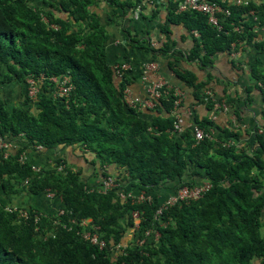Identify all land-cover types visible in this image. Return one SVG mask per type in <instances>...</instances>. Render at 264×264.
Returning <instances> with one entry per match:
<instances>
[{
    "label": "trees",
    "instance_id": "obj_1",
    "mask_svg": "<svg viewBox=\"0 0 264 264\" xmlns=\"http://www.w3.org/2000/svg\"><path fill=\"white\" fill-rule=\"evenodd\" d=\"M92 3L63 0L58 8L66 14L61 17L34 8L31 0H0V88L27 77L36 86L43 75L34 100L28 84H23L20 102L9 106L0 98V138L10 144L0 148V188L10 197L9 202L0 200V264H264V120L255 125L252 150L245 152L237 148V131L196 116L193 123L209 136L196 140L188 128L168 133L169 96L156 105L163 115L143 117L123 97L134 74L127 69L117 75L105 62L107 36L88 8ZM121 4H116L119 14ZM168 4L173 22L183 21L200 32L201 44L196 41L190 56L204 59L234 49L250 50V56L254 52L248 73L251 86L259 83L264 102V32H254L247 16L248 10H255L264 23V0H250L245 6L223 3L230 15L221 19V33L205 15L176 13ZM65 73L71 91L54 98L48 78ZM75 144L90 176L56 151L59 145ZM24 150L31 156L19 160ZM59 161L65 164L60 171L52 166ZM107 179L115 186L100 192ZM202 180L210 181V187L198 198L167 206L155 218L168 195ZM47 188L55 191L63 215L30 203L16 206L30 212L26 219L17 210H6L5 204H15L12 198L37 196ZM120 189L142 190L152 198L130 203L119 196ZM136 208L143 213L138 229L130 231L126 246L114 257L111 247L124 241L133 223L130 212ZM35 213L40 214L37 222ZM82 218L98 227L104 248L85 241L77 223L69 222ZM55 219L66 221L65 226L53 223ZM148 228L157 232V240L137 243Z\"/></svg>",
    "mask_w": 264,
    "mask_h": 264
},
{
    "label": "crops",
    "instance_id": "obj_2",
    "mask_svg": "<svg viewBox=\"0 0 264 264\" xmlns=\"http://www.w3.org/2000/svg\"><path fill=\"white\" fill-rule=\"evenodd\" d=\"M45 1H50L52 5H46ZM62 1L31 0L30 5L43 12H49L51 16L64 17L66 13L58 8ZM119 1L122 3V14L117 13L120 7L118 8L116 4ZM119 1L92 0L93 3L88 8L92 16L97 18L107 36L104 48L105 62L114 65L127 61L130 64L126 73H132L135 76L126 86L130 89V97L145 96L144 89L138 79L139 70L155 58L159 66L158 72L168 85L180 88L185 93L184 101L177 109L183 127L193 122L195 116L199 121L203 119L206 122L209 120L210 123L213 121L223 128L237 131L235 139L237 148L250 152L252 149L249 146L253 141L255 125L264 120V102L261 90L257 87V83L256 87L251 86L253 80L248 73L254 52L250 56V50L247 52L235 49L238 52L235 57L231 53L225 52L210 54L204 59L196 55L190 56L195 49L196 41L199 45L201 44L199 36L193 34L194 29H189L187 23L173 22L170 14L172 9L168 2L153 4L144 2V0ZM249 20L253 25L254 32H264V23H261L259 16L254 21ZM188 80L191 84L187 83ZM198 84L199 87H197ZM206 89L211 90V95L205 93ZM0 92H2L0 98L9 102V106L19 102H12L6 98L9 94L6 91V86L4 89L0 88ZM20 92L19 97L23 98V92ZM221 102L227 104V111H218V108L221 107L217 105ZM188 107L192 110L190 115L186 111ZM133 108L141 110L144 114L143 117L147 119L153 115L164 114L162 110H159V107L145 109L136 104ZM169 115L173 121V115ZM233 119L236 121L235 123ZM149 129L152 131L151 126L147 128L148 132ZM167 132L172 134L171 126ZM75 148L76 145L72 147L59 145V149L56 151L63 153L68 162L76 164L83 174L90 176L89 165L83 162L79 153L74 151ZM26 150H24V156H31L30 152L27 156ZM86 155L92 157L89 153ZM0 200H5L4 202L10 200V197H7L1 188ZM11 200L15 203L13 205L19 207L30 203L50 212L56 209L60 203L56 197L49 198L44 193L37 196L22 193Z\"/></svg>",
    "mask_w": 264,
    "mask_h": 264
},
{
    "label": "built area",
    "instance_id": "obj_3",
    "mask_svg": "<svg viewBox=\"0 0 264 264\" xmlns=\"http://www.w3.org/2000/svg\"><path fill=\"white\" fill-rule=\"evenodd\" d=\"M170 2L174 6V11L176 13H179L184 10H191L200 14H203L207 18V22L214 27V29L217 30L218 33L223 32V26L221 23L222 18L228 17L229 9L227 6H223V3H226L227 5H235V6H244L248 3V0H144V2L149 3H160V2ZM250 18L254 21L256 19V15H254L251 11L248 12ZM252 16V17H251ZM42 19H45V17L42 15ZM46 20V19H45ZM55 26V25H54ZM234 30H238V27L236 26ZM193 34L196 36H199V31L197 29L193 30ZM234 49V44L231 45ZM231 55L233 57L238 55V52L236 50H233L231 52ZM130 64L127 61H122L120 63H116L113 65V68L115 70V73L117 75H120L125 69H129ZM159 66L156 61H150L147 64L143 65L141 67V71L139 74V82L141 83L145 96L138 95L134 97H130V89L124 88L123 90V97L126 101V103L129 106H142L145 109H154L156 108L158 100L169 96L172 98V107L170 110V114L173 115V121H172V133H181L186 128H189L192 132L193 137L196 140L202 139L204 136H209V132L204 131L200 126L197 124H194L192 122L188 123L186 127H183L181 124V119L179 112L177 109L180 107L181 103L184 101L185 93L180 88L176 87H170L166 80H164V77L159 74ZM68 73H65L63 75H51L48 78V83L50 85V91L52 97H59V96H68L71 91V85L68 82ZM27 92L31 99H35L36 94L38 93L35 84L31 79L27 82ZM206 94L211 95V90L206 89ZM168 99V98H167ZM221 108H218V111H227L228 106L224 102L217 105ZM189 115L192 113V110L188 107L186 108ZM214 117V116H213ZM215 118V117H214ZM233 122L235 123V120L233 119ZM151 131V129H149ZM9 143H4L0 138V148H9ZM40 149L41 146H38ZM5 155V153H3ZM25 159L24 155L19 156V160ZM58 170H63L65 168V164L62 163V161H59L58 163H54ZM40 167L32 166L31 170L34 172H38ZM74 170V169H72ZM115 186L114 181L112 179H107L102 183V187H98L100 192H105L108 188H111ZM210 187L209 182H202L193 186H187L179 189L175 194L171 195L164 203L160 205V207L156 210L155 218H157L160 214L163 208H166L169 205H172L179 201H188L189 199H195L199 197L205 190H207ZM119 196L122 199L129 200L130 203H139V202H150L151 196L147 194L144 191H139L137 193L127 191L120 189L119 190ZM44 194L49 198L56 197L55 191L47 188L44 190ZM60 199V197H59ZM60 201V200H59ZM6 210L8 211H18V216L22 218H28L30 212L27 209H19L16 206H6ZM64 209L62 206H57L55 209V213L58 216H61L64 214ZM142 210L136 208L132 209L130 212V215L133 219V223L130 226V230H137L138 225L142 218ZM40 217L39 213H35L34 215V222H37ZM69 222L71 223H77V225L80 227V229L77 231L79 236H81L85 241L89 242L91 245L97 246L99 249H102L106 245V241L103 239L102 235H100L98 227L94 224V222L90 218H82L79 219L77 222L75 219H70ZM53 223H60L61 226H65L66 221H60L59 219H55ZM153 236L154 240H157L158 234L155 231H152L151 229H145L142 237L137 238V242L139 244L145 243V240L149 236ZM123 243L118 242L114 246L111 247V250L114 252V254H117V251L122 252Z\"/></svg>",
    "mask_w": 264,
    "mask_h": 264
},
{
    "label": "rangeland",
    "instance_id": "obj_4",
    "mask_svg": "<svg viewBox=\"0 0 264 264\" xmlns=\"http://www.w3.org/2000/svg\"><path fill=\"white\" fill-rule=\"evenodd\" d=\"M41 77H43V75H41ZM41 77L39 78V80H38V83L36 84V89H37V91H38V85H39V81L41 82ZM29 79H31V77H27L26 79H25V81L24 82H20V83H17L16 81H14V82H12V83H9L8 85H7V87H6V91H8V95L6 96V98H9L10 100H12V102H16V101H21L22 99H21V97H19L20 95V91L22 90V87H23V84H27V82H28V80ZM49 91H50V89H49ZM0 94H2V92H0ZM32 100H34V99H32ZM9 103V102H8ZM8 103H6V104H8ZM10 106H12V105H10ZM76 145V144H75ZM51 162L50 160H49V158H47V161L46 162ZM52 164H53V162H51ZM52 166H54L55 167V169L56 170H58L57 169V167H56V165L54 164V165H52ZM58 171H60V170H58ZM36 204V203H35ZM5 206H7L6 204H5ZM9 206H13V207H15L16 205H9ZM125 238H124V241L125 240H127V239H129L131 236H132V234H130V229L128 230V231H125ZM254 263L253 264H258V262H257V260H255V261H253Z\"/></svg>",
    "mask_w": 264,
    "mask_h": 264
},
{
    "label": "clouds",
    "instance_id": "obj_5",
    "mask_svg": "<svg viewBox=\"0 0 264 264\" xmlns=\"http://www.w3.org/2000/svg\"><path fill=\"white\" fill-rule=\"evenodd\" d=\"M249 1H250V0H248V3H249ZM248 3H247L246 5H248ZM244 6H245V5H244ZM249 11H251L254 15H256V18L259 16V13L256 12L255 10H248L247 13H248ZM247 16H248L249 19H251L250 16H249V14H247ZM251 17H252V16H251ZM259 17H260V16H259ZM251 20H252V19H251ZM234 50H235V49H234ZM236 52H237V50H236ZM256 83L259 84L258 82H256ZM215 111H216V110H215ZM235 122H236V121H235ZM192 123H193V122H192ZM212 129H213V128H212ZM185 130H186V129H185ZM210 130H211V129H210ZM190 131H191V130H190ZM259 131H261V129H259ZM202 182H209V183H210V181H208V180H202L200 183H202ZM197 184H199V183H197ZM194 185H196V184H194ZM187 186H189V185H187ZM187 186H183V187H187ZM191 186H193V185H191ZM183 187H181V188H183ZM181 188H179V189H181ZM179 189H178V190H179ZM178 190H177V191H178ZM177 191H176V192H177ZM176 192H175V193H176ZM43 193H44V191H43ZM175 193H171L170 195H168L162 203H164V202H165V201H166L171 195H173V194H175ZM197 198H198V197H197ZM162 203H161V204H162ZM161 204H160V205H161ZM172 205H173V204H172ZM58 206H60V203H59ZM169 206H171V205H169ZM169 206H168V207H169ZM159 207H160V206H159ZM159 207H158V208H159ZM166 208H167V207H166ZM163 209H165V208H163ZM52 212H55V209H54ZM159 216H160V215H159ZM159 216H158L157 218H159ZM132 221H133V219H132ZM148 229H149V228H148ZM130 231H131V230H130ZM99 233H100V232H99ZM156 233H157V232H156ZM139 238H140V237H139ZM149 238H153V236L151 235V236L147 237L146 240L149 239ZM136 239H137V238H136ZM146 240H145V243H146ZM153 240H154V238H153ZM128 241H129V239H127L126 241H121V242L123 243V246H126V244H127ZM136 242H137V240H136ZM137 243H138V242H137ZM143 244H144V243H143ZM141 245H142V244H141ZM118 252H119V251H117V253H118ZM115 255H116V254H114V257H115Z\"/></svg>",
    "mask_w": 264,
    "mask_h": 264
}]
</instances>
